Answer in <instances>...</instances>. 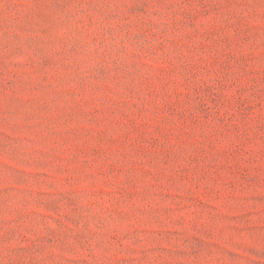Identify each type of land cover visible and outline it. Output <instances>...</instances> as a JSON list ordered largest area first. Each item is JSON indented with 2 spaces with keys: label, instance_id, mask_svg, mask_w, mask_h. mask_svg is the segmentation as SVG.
Segmentation results:
<instances>
[{
  "label": "rangeland",
  "instance_id": "374dc122",
  "mask_svg": "<svg viewBox=\"0 0 264 264\" xmlns=\"http://www.w3.org/2000/svg\"><path fill=\"white\" fill-rule=\"evenodd\" d=\"M0 264H264V0H0Z\"/></svg>",
  "mask_w": 264,
  "mask_h": 264
}]
</instances>
